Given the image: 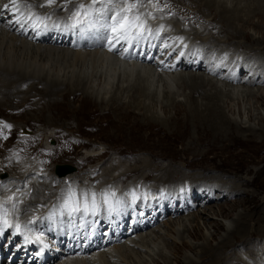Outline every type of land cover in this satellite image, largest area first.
Returning a JSON list of instances; mask_svg holds the SVG:
<instances>
[{
    "label": "bare ground",
    "instance_id": "1",
    "mask_svg": "<svg viewBox=\"0 0 264 264\" xmlns=\"http://www.w3.org/2000/svg\"><path fill=\"white\" fill-rule=\"evenodd\" d=\"M27 1H30L34 8L45 4V0ZM172 1L181 3V8L185 7V1H189L190 12L188 14L198 16L202 12V15L198 17V21H201L194 23L189 29L183 31L190 39L193 36L192 39L194 40L192 41L198 43V40H201V44H208L210 47H222L224 44V46L232 45V47L237 48L244 45V38L248 37L247 40L251 43L245 47V52L250 57L251 62L257 66V72L264 70V36H262L264 35V0ZM74 5H77V3L70 1L68 7L74 9ZM46 8L49 7H42V9ZM213 12L214 15L212 16ZM210 13L212 14L210 15ZM255 17L258 18V22H254ZM187 20L189 19L184 17L183 21L185 22L173 21L179 27L185 29L192 22V20H189L187 24ZM2 23L3 20L0 19V105L3 107L11 105L12 108L18 109L21 114L26 109L23 103L37 105L38 101H41V99L37 100V95L33 93V89L29 86L25 90L22 89L23 84L26 83L47 86L49 99H53L62 90V87L67 86L74 92L84 90L86 91L85 94L89 95L92 92L101 94L100 104H105V101L119 102V100L129 98L128 101L133 103V105L131 102V104L129 103L130 107L132 106L133 109L142 112L149 121L158 122L162 126L168 125L170 119L160 115L161 112L158 111V107L173 109L179 105L184 108L190 121L193 122L194 132L195 130L198 132V127L203 125L208 126L213 134L220 136L229 133L235 126L237 131L243 135L258 133L264 136V108L256 100L252 101L253 98L257 99L258 96L261 97L260 100L264 99V79L261 76L255 81L254 85L257 86H233L218 82L202 72L181 70L174 74L162 75L149 67L118 62L97 48L71 51L48 44H31L6 30ZM249 27L255 30L257 35L256 33H249L246 30ZM213 29H219L220 32L214 35ZM187 30H190L189 34L186 32ZM221 50L226 49L222 47ZM262 74L264 73L262 72ZM96 80L100 84L97 91L93 87L94 83L92 84ZM195 92H198V97L194 96ZM107 96L108 99H106ZM16 97H19L20 100L16 102L19 103L18 105H14L16 103L11 100ZM96 97L99 98V96ZM142 99L143 101H141ZM235 99L240 104L235 105ZM251 117L256 119L257 125L249 123ZM43 135L45 133L39 131L36 136L41 137ZM96 150L97 148L94 147L85 152ZM104 152H108L107 149L102 151V153ZM45 154L48 155V152ZM147 158L149 161L152 159ZM141 167L139 168L143 171V175H146L147 171L150 170L148 166ZM176 169L174 167L159 173L156 172L158 176L156 175L155 179L168 178L165 180H169L170 177L180 172ZM99 170H102L101 176L98 175L94 179L100 177V185L118 182L114 183V186L119 187V177L127 169L122 166L115 167L108 164L104 168H99ZM29 173H32V171ZM200 173L195 171L189 176L183 171L178 179L194 184L197 182L195 186H200L201 178L208 177L211 182L213 181L210 184L216 188V192L224 194V198L218 196L214 199L215 203L229 197H239L245 193H252L248 188L252 185L250 179L229 180L216 172L211 175L210 172L207 173L208 175L205 172L203 176ZM247 173L250 172L247 171ZM23 175L26 176V174ZM50 175L52 177L50 181L38 179L39 177L32 178L30 176L28 178L31 179V196L29 197L31 202L25 201L22 203L20 205L22 211H33L37 209L39 204L56 200L51 186L56 177L51 173ZM67 176L70 177L71 175ZM188 177H191L192 181L189 182ZM13 178L19 177L13 176ZM88 178L89 174H86L84 177L79 178V181L86 184ZM169 186L171 187V185ZM45 189L47 190L46 194L44 193ZM3 198L5 203L9 205L7 194H4ZM211 204H207L202 210L198 209L196 213L188 214L186 217L175 215L173 218L176 219L164 222L156 231L141 234L137 240H133L132 245L115 246L113 252L101 253L96 259L60 260L54 264H161L163 261L165 264H264V192L259 197L257 204L255 203L254 209L250 207L247 200H243L241 203L242 210L227 224L207 220L208 217L224 216V210L219 206L216 210L209 211L211 208L209 205ZM259 221L263 224L257 227ZM250 222H254V227H250ZM220 228L224 230V233L217 236L214 231L218 232ZM256 230L260 231L261 234L258 233L259 235L256 238H250L252 232ZM139 232H142V230H139ZM165 236L170 241H167L164 238ZM236 237L240 239L237 240ZM189 238H192L195 242L188 240ZM212 240L215 241L214 244ZM238 247L240 250H237ZM185 249H188L190 253H184ZM158 258L163 261L160 263ZM206 258H210V260L203 263Z\"/></svg>",
    "mask_w": 264,
    "mask_h": 264
},
{
    "label": "rangeland",
    "instance_id": "2",
    "mask_svg": "<svg viewBox=\"0 0 264 264\" xmlns=\"http://www.w3.org/2000/svg\"><path fill=\"white\" fill-rule=\"evenodd\" d=\"M189 3V1H185V7L181 8L182 4L176 2L179 9L181 8L180 10L182 11L179 16L190 12L188 7ZM211 14L212 13H210V15ZM200 15H202V12L198 14V16L188 14L187 17L192 18V22L194 24L201 21H198V17ZM213 15L214 12L212 16ZM183 19L184 18H182V20ZM257 20L258 18L255 17L254 22H258ZM246 30L249 33H256L255 30L251 29V27H249V29L246 28ZM212 32L216 35L220 32V30L213 29ZM247 38H244V45L240 47L238 46L235 48L232 47V45L224 46V44L222 47L231 49L235 48L234 50L236 51L244 52L245 47L251 43V41L247 40ZM216 47L219 49L222 48L221 46ZM231 49H227V51H232ZM96 81L92 82V84L94 83L93 87L96 89L95 91H97L100 86L99 81ZM28 86L33 89V93L37 95V100L41 99V101H38L37 105H28L23 103L26 109H24L21 114L18 109L12 108L11 105L9 107H3L0 105V116L2 119H9L13 121L16 126L15 129L18 130V135L22 134L21 136L23 138L30 135L32 133L31 130L34 131L32 134H34V137L37 139H31V143L36 146L35 151H38V148H40L44 155H46L42 157L40 161V163L43 164L45 162L46 173L52 172L51 174L55 176L53 173L55 165L69 164L70 166L73 165L75 167L73 174H75V176L80 175L79 178L84 177L87 172L90 171H93L92 173H88L91 177L92 175L97 176L98 173L99 176H101L102 170H99V168H104V166L109 164L115 167L122 166L127 169L125 170V173L122 174L123 177H119L120 182L123 184H127L131 181L134 182L135 180L137 183H140V181L150 180V184L152 186L154 185V187L163 183L168 187H170L169 185L173 187L179 183H188L178 179V176L183 171H185L187 175H191L195 171L196 173L201 172L200 174L202 176L205 175V172L206 174L210 172V175L213 174V172H216L218 174H222L229 180H238L240 178L244 180L250 179L252 185L251 187L248 186V188L253 194L245 193L243 196L241 195L242 197H229L228 199L209 205L211 206L209 209L211 212L216 210L217 206L223 208L224 216L208 217L207 220H215L222 224H227L229 220L242 210L241 203L243 200H247L248 203H250V207L254 209L253 207L255 203L257 204L259 197L264 192L263 135H259L258 133H244L246 135H243L237 131L235 126L229 133L220 136L213 134L208 126L203 125L198 127V132L196 130L194 132L195 126L193 122L190 121L189 115L184 108L179 105L173 109L158 107V111L161 112H159L160 115L169 117L170 119L168 125L162 126V124L158 122L149 121V119H147L142 112L140 113L139 111L133 109L132 106L130 107L132 101H128L129 98H126V100H119V102L105 101V104H100L101 94L92 92L91 96L89 94H85L86 91L84 90L74 92L72 89L70 90L69 87L65 86L58 92V95L53 97V99H49L50 95L47 93V86L43 84L31 85L26 83L25 85L23 84L22 89L25 90ZM96 96H99V98ZM108 96L106 99H108ZM194 96L198 97V92H195ZM260 99L261 97L258 96L257 99L253 98L252 101L256 100L259 105L264 108V99ZM11 100L13 103L20 101L19 97ZM141 101H143V99ZM234 103L235 105L240 104L237 103L236 99ZM18 104L19 103H16L14 105ZM249 121V123H253L255 125L258 124L254 117H251ZM23 126H27L28 128L23 129ZM26 130L27 134L24 133ZM39 131L45 133V135L41 137L36 136L39 134ZM71 134H73V139H69V137L72 138ZM50 137L55 138L49 140L48 138ZM75 144L81 145L78 147ZM71 145L74 146L70 147ZM46 146H48V155L45 154L44 151ZM94 147L97 148L96 151L85 152L86 150H90ZM3 149L4 146L0 145V152H3ZM106 149L108 152L102 153V151ZM158 155L165 158H161ZM147 157L152 158L151 161H149ZM38 161L39 160H36L33 155L29 164H27V168L35 166ZM148 162L149 164H147ZM141 166L149 167L150 170L147 171L146 175H143ZM174 167L180 172L170 177L169 180H165L168 178H163L161 180L155 179V176L157 175L156 172L159 173L160 171ZM8 171L10 173V170ZM247 171L250 173H247ZM47 176H49V174H47ZM205 178H207L206 181ZM187 179L189 182L190 180L192 181L191 177H188ZM201 179L200 184H203V182H205V184L211 182L208 177H202ZM56 180V186L59 187V181L58 179ZM190 183L194 184L192 182ZM46 192L47 190L45 189L44 193L46 194ZM223 195L224 194H221L220 196L224 198ZM193 213L196 212L194 211L190 215ZM260 222L261 221L257 223V227L263 224V222ZM253 223L254 222H250V227H254ZM214 232L217 236H219L224 233V230L220 228L218 232ZM258 233L261 234L258 230L252 232L250 238H256L259 235ZM164 238L167 241H170L167 236ZM236 239L238 240L240 238L236 237ZM188 240L195 242L192 238H189ZM212 243L214 244L215 241ZM237 250H240L239 247ZM183 252L187 254L190 253L188 249H185ZM159 260L160 263L163 261L162 259ZM207 260H210V258L204 259L203 263ZM161 264H165L164 261Z\"/></svg>",
    "mask_w": 264,
    "mask_h": 264
},
{
    "label": "snow or ice",
    "instance_id": "3",
    "mask_svg": "<svg viewBox=\"0 0 264 264\" xmlns=\"http://www.w3.org/2000/svg\"><path fill=\"white\" fill-rule=\"evenodd\" d=\"M67 2H70V0H67ZM99 2L102 6L107 7L108 4L113 3V0H99ZM10 3L13 5L12 11L15 14V12L18 11V9L15 7L17 0H10ZM54 3H56V0H45V4L40 6L41 7L51 6ZM93 3L95 4L96 0H93ZM121 3H122L121 8L117 9L114 14L115 20L117 22L124 21V23L121 25V30L128 31L129 29L132 28H137V29L140 28L141 24L143 23L142 21H140L141 14L139 13L138 10L136 12H133V10L137 9L138 5L143 6L145 0H131V2H129V0H121ZM125 4L127 5L126 7H124ZM8 8H9L8 4H4L2 6L3 10H7ZM74 9L75 10L72 11L70 16V19L73 21L71 26L74 28H81V30H83L82 25H84L85 22H87L89 26H92L94 24V19L92 15L94 12L95 13L101 12V8H93V5L91 4L87 6V10H85L84 4L74 5ZM109 12H111V9H109ZM82 13L84 17H87V21L81 19ZM129 13H132L131 19H127ZM148 15H151V13H149ZM36 19L39 20L40 17L37 16ZM108 19H113V16L109 15ZM16 23H20L19 17H17ZM161 27L163 26L161 25ZM113 31H116L115 27H113ZM148 31L150 33L151 30L148 29ZM138 35H143V33H138ZM115 39L117 43L120 42V37H116ZM81 195L84 197L85 211H87L89 196L91 197L92 207L94 208L96 206V194L94 192L90 194L87 192H82ZM102 195L106 197L108 194L103 193ZM76 196L77 194L75 191L70 190L68 192V200L72 201L75 204V207L72 208V211L79 212L81 209L79 207V201L76 199Z\"/></svg>",
    "mask_w": 264,
    "mask_h": 264
}]
</instances>
